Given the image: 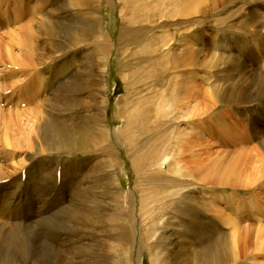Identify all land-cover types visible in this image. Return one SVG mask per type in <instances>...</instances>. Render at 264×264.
Masks as SVG:
<instances>
[{
	"label": "rangeland",
	"instance_id": "374dc122",
	"mask_svg": "<svg viewBox=\"0 0 264 264\" xmlns=\"http://www.w3.org/2000/svg\"><path fill=\"white\" fill-rule=\"evenodd\" d=\"M70 1L17 5L19 0H2L0 218L31 225L69 264H209L223 246L226 264H264V250L255 248L262 243L264 219L251 218L247 207L237 208L253 190L264 197L257 186L263 181L264 149L247 117L260 102L228 103L214 93L228 85L227 58L237 60L234 76L248 70L251 5L205 0L195 14L167 16L159 7L148 19L142 7L163 2L80 0V11H89L95 21L98 39L102 33L111 41L101 64L103 54L89 41L97 37L69 42L66 50L52 47L55 40L43 23L73 27L80 16L87 17L71 8L56 11ZM26 23L33 29L28 37L20 30ZM130 36L138 37L137 45L128 43ZM190 51L197 54L193 62L187 60ZM29 52L36 65L24 64ZM62 90L79 104L76 109L53 106ZM120 113L132 120L128 131ZM47 117L71 126L62 147L43 143L38 128ZM103 126L117 146L114 153L100 142ZM229 126L235 131L228 134L223 127ZM119 135L130 146L116 141ZM240 154V184L203 180L195 171L197 159L227 161ZM71 210L79 213L59 224ZM228 215L239 224L233 232L224 218Z\"/></svg>",
	"mask_w": 264,
	"mask_h": 264
},
{
	"label": "bare ground",
	"instance_id": "6f19581e",
	"mask_svg": "<svg viewBox=\"0 0 264 264\" xmlns=\"http://www.w3.org/2000/svg\"><path fill=\"white\" fill-rule=\"evenodd\" d=\"M84 1L86 2V0H83V2ZM153 1L157 2L158 4H160V3L162 4V2H163V5H154V6L144 5L142 7V11H143L145 17L148 19H152L156 15V12L159 11L158 10L159 7H160V9H162V10H160V13L161 14L163 13V15H167V16H173V15L188 16L191 14H195V13L201 11V9L203 8L202 4L204 3L205 0H169V3H171V5H166L168 3V0L167 1L166 0H164V1L163 0H161V1L160 0H153ZM246 1L252 7V9L251 10L249 9L250 11L248 12V16H250V17L248 18V23H247V30L250 32L249 38H247L249 40L247 41V44H246L248 70L244 74H242L238 77L234 76L235 71L239 67L237 65L238 63L236 62L237 60L235 59L236 61H233L232 60L233 58L232 59L227 58V61H225L224 65H227L228 67H230L232 69L231 72H229L228 74L226 73L224 75L225 76L224 81L226 83H228V85H226L225 87L224 86L221 87L220 85L217 86L216 88L214 87L215 88L214 93L217 95L216 97H218V100L225 101L228 103H236V102H240V101L251 102V101H255V100L260 102L259 106L252 107L251 109L248 110V114H247L248 116L247 117H248V122H249L248 128H250L251 129L250 131L260 138V143L264 149V11H261V9H262L261 7H264V0H246ZM79 3H81L80 0L77 1L76 3H74V1L71 0L69 5H63V6L61 5L56 10L59 14L60 13L62 14L63 10H68V12H69V10H70L69 8H71L74 10L73 13H75L76 16L78 14L82 13V11H83V13H87L86 14L87 17L80 16V18H78L77 21H75L73 23V27L66 25V23H64L62 21H59V22H53V21L47 22L46 21V23H43L44 27H45L46 31L49 32V36H52L54 38L55 42H53L52 47L56 51H61L64 49L66 50L69 42L73 43V42H78V41H85V40H89L93 37L94 38L97 37V39H92L89 41L93 42V40H94L95 44L97 45L96 48H97L98 52L103 54L102 56L98 57V61L101 64H103V62H105L107 59V54H108L109 49H110L111 41H110V39H108L106 37V35H104L102 33L100 34V37L102 39L101 40L98 39L99 35H96L98 31H97L96 27L93 25V23L95 24V21L92 19L91 16H89V14H88L89 11L87 12L86 10H83L82 8H81L82 11H80V6L82 7V5H79ZM17 5H23V0H19ZM1 7H2V0H0V8ZM123 8H124V5H123ZM21 12H22V7L20 8V13ZM57 18L58 17H56V19ZM72 20H74V19H72ZM91 20H93V21H91ZM31 25H32L31 23L24 24L20 28V30L22 32L21 35L25 34L28 37L31 34L30 32L33 31V29L31 28ZM259 25L261 26L262 29H257V27ZM252 31L258 32L259 36L256 38L254 36L255 33ZM11 33L14 34V36L15 35L17 36L16 31H9V30L7 31V34L11 35ZM123 34H124V30L122 29L121 40H122ZM125 34H126V32H125ZM166 38H168V37H166ZM160 40L165 41V38L163 37ZM128 41H129L128 43L131 45L134 42H136V45H137L138 37L137 36H130ZM158 48L159 47H157V49ZM157 49H155V50H157ZM190 52L191 53L187 56V60L189 62H193L195 60L197 54L193 51H190ZM30 54H31V52H29L27 54V56L25 57L24 64L28 65V66L36 65V63H34V60L32 59V57L30 56ZM166 54H168V53H166ZM164 56H166V55H164ZM182 57H184V56H182ZM215 58L216 59L220 58V56L215 54L214 59ZM216 59H215V62L217 65L218 60H216ZM260 62L262 63V65H260ZM258 65H260V66L258 67ZM139 68H137V69H139ZM176 68H178V67H176ZM141 71H143V70H141ZM138 72H139V70H138ZM136 75H138V74H136ZM147 76H148V74H147ZM157 80H159V79H157ZM76 85L78 86V90H79V85L78 84H76ZM190 89L191 88H189L188 95L191 93ZM196 89H197V87H196ZM187 90H188V88H187ZM67 91H68V89H67ZM71 91H72V89H71ZM65 92H66V90L65 91L62 90L59 92L58 98L56 100H54L55 102H54L53 106H56L57 110H62L65 108H68V109L71 108L72 110L76 109V106H78L79 104L75 103V104H77V105H75L72 103V101H69L68 98L65 97ZM186 96H184L183 98H186ZM177 102H179V101H177ZM172 104H173V102H172ZM179 104H178V106H179ZM199 105L194 106L193 110H195L197 112V109H198L197 106H199ZM208 107H212V105L209 104ZM137 108H138V106H137ZM178 108L179 107L176 106L175 110ZM143 112H144V110H143ZM120 114H122V116L125 118L124 128H125V131L126 130L128 131L131 128V125H132L131 121L132 120H131V118H129L124 113H120ZM134 114H135V112H134ZM203 114H205V113H203ZM103 127L104 128L101 130L100 142L102 145L104 144L105 148H108L110 152H113L117 146L114 144V141L112 140V138L111 139L109 138L110 135L108 134L107 128L105 126H103ZM38 129L41 130V138L43 140V143L46 144L48 147H54V146H56V144H58V146L61 145V147H62L64 144V141H62L63 137H66V136L73 133V132H70V134H68L69 130L72 131V128L66 121L57 120V119L51 118V117H47L45 119V121L43 122V124L39 125ZM223 129L226 130V132L228 134H229L230 130H234L232 128V126H229L226 128L223 127ZM82 131H84V130L82 129ZM220 131H221V129H220ZM115 134L118 135V130L114 131L113 135H115ZM116 141L121 142V143L124 142L127 146L128 145L130 146L128 138H126V140L124 141V139L120 135L118 136ZM28 142H30V138L28 139ZM72 142H74V141H72ZM95 150H96V148H95ZM86 151H88V150H86ZM243 151H245V150L243 149ZM110 156H111V154H110ZM242 156H243V154L236 155L232 160L230 159L227 161L222 160L221 158H214V159H208L207 158L208 160H205V161H201V160L197 159V161L195 160V162H194L195 163V171L196 172L197 171L202 172L201 178L203 180H214V179H216L220 183L225 184V185H230L231 182H234V184H240V181H241L240 177H239L240 173L237 170H238V166L243 164V161H242L243 157ZM260 175L263 176V181L261 183H258L257 186H259L260 190H264V159H263V163H262V166L260 169ZM256 180L257 179H255V181ZM261 194H263V192H261ZM261 194L255 190H253L252 193L247 196V198H246L247 201L242 200L243 201V202L241 201L242 205L241 206L239 205L237 207L238 209H241L242 207L249 208L248 209V211L250 212L249 216L251 218H254V217H256V219L259 218L258 219L259 222H262V219H264V213L262 212L263 208H264V197H262ZM8 202H9V200H8ZM7 208H9V207H7ZM73 213L77 214L79 212L75 211V210H73V211L71 210V212L68 213V217L66 218L67 221H60L58 223L59 224H61V222L67 223L68 221L71 220V219L69 220V218H70L69 216L72 217ZM224 218H226V220L228 221L229 224L231 222V225H233L232 232L235 231L236 229H238L239 224H237L235 222V219L230 218L229 215L224 217ZM70 240H72V239H70ZM233 240H235V238ZM233 244H234V246H236L235 241H233ZM225 248L227 249L226 246H223L221 249L219 248L216 251H214L212 253L213 255H212V257L208 263L209 264H226V260H225V262H223V258L228 257L227 253L225 252V251H227V250H225ZM255 248L257 250H262V251L264 250V235H262V243H260V246H256ZM88 256H90V255H88ZM209 257L210 256H208V258ZM0 264H69V263H67V261H65V258H64V256H62V253L60 252V250H58L54 246H50V245L44 243L42 241V239H40L36 229H33V227L31 225H22V224H18V223H13V222H9L7 220L0 218Z\"/></svg>",
	"mask_w": 264,
	"mask_h": 264
}]
</instances>
